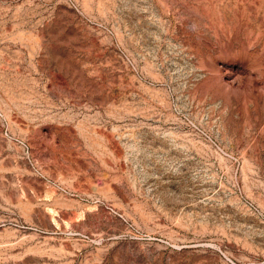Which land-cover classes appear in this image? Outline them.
Wrapping results in <instances>:
<instances>
[{"label":"rangeland","instance_id":"374dc122","mask_svg":"<svg viewBox=\"0 0 264 264\" xmlns=\"http://www.w3.org/2000/svg\"><path fill=\"white\" fill-rule=\"evenodd\" d=\"M0 264H264V0H0Z\"/></svg>","mask_w":264,"mask_h":264}]
</instances>
